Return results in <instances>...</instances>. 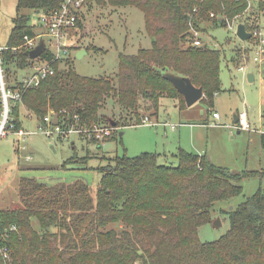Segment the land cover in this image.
<instances>
[{
	"label": "trees",
	"instance_id": "obj_1",
	"mask_svg": "<svg viewBox=\"0 0 264 264\" xmlns=\"http://www.w3.org/2000/svg\"><path fill=\"white\" fill-rule=\"evenodd\" d=\"M63 2L17 0L5 45L8 49L2 51L10 88L17 87L19 71L33 61L24 37L35 35L37 26L24 11L54 12ZM88 3L141 9L146 32L154 39L151 47L136 54L120 53L115 78L82 75L71 56L54 61V73L26 89L22 104L11 102L17 128L24 125V108L38 121L54 110L58 118L70 123H75L77 115L79 125L111 124L114 120L115 126L111 125L116 131L105 141L117 138L119 127L140 123L145 117L141 114L143 101L150 102L156 114L164 97L178 98L180 108L187 105L183 94L164 77L168 72L190 78L202 87L201 99L214 106L215 96L222 91L223 52L208 44L193 45L192 29L206 31L208 22L225 26L246 11L248 0H86ZM81 27L79 19L77 28ZM39 59H51L46 46ZM261 145L264 149V131ZM159 157L157 152L145 151L107 158L110 162L101 167L95 193L83 180L47 185L22 177L19 190L23 206L0 210L1 231L18 227L6 240L12 263L264 264L262 187L235 208L222 210L230 228L219 239L204 242L199 236L200 228L214 221L215 203L240 195L242 181L263 178L264 169L233 172L212 162L207 153L182 148L177 152V165L161 163ZM77 158L71 156L63 167L78 164ZM88 161L87 156L78 162L87 165ZM33 218L38 220L39 230L34 228ZM114 223H120L121 228H107ZM0 264L9 262L0 255Z\"/></svg>",
	"mask_w": 264,
	"mask_h": 264
},
{
	"label": "rangeland",
	"instance_id": "obj_2",
	"mask_svg": "<svg viewBox=\"0 0 264 264\" xmlns=\"http://www.w3.org/2000/svg\"><path fill=\"white\" fill-rule=\"evenodd\" d=\"M263 2L264 0H248L246 11L226 22L225 26L216 27L208 22L205 23L207 30L199 32V37L204 43L223 52L222 91L215 96L212 108L202 99L191 106L180 108L178 98L164 97L161 98L163 101L160 100L162 104L160 103L157 117L160 122L168 123L166 128L142 123L141 119L140 123L119 127L115 134L117 138L96 144L87 143L76 135H72L70 139L56 141L37 133L27 136L23 143L26 149L18 153L17 138L14 134L1 137L0 192L3 197L19 201L18 184L21 176L36 178L47 185L83 180L95 193L102 177L101 167L110 162L107 158L125 154L136 156L145 151L166 150L165 156L162 155L164 158L160 161L166 164L177 165V152L182 148L199 154L207 153L212 162L233 172L264 169V149L260 133L264 131V65L259 66L253 60L260 39H264ZM16 6L17 0H0V46L7 44L13 27V17L16 15ZM24 12L31 15L32 23H37L35 11ZM81 19L83 27L73 31L72 45L78 49L72 50L71 58L73 66L82 75L115 78L119 70L120 53L136 54L139 49L150 48L152 45V38L145 29L144 13L138 7L99 6L96 3H88L83 7ZM241 22L247 25L248 31L258 30L262 35L258 33L248 40L240 39L236 30ZM230 24L233 26L230 27ZM241 66L245 67V72L239 70ZM249 73L254 74V81L248 79ZM215 110L221 116L219 119L212 117ZM243 111L251 123L250 129L235 127V116ZM29 112L23 109V127L28 131H38L41 121H38L34 114L30 116ZM141 114L153 118L151 121L156 122L157 114L154 113L150 102H142ZM207 119L210 120L209 126L205 124ZM171 124H180V128L173 131ZM73 140L75 145H72ZM98 145H101V148ZM73 155L78 157V164L63 167ZM27 156L33 158L28 159ZM87 156L88 164L80 165V160ZM21 171L24 172L20 173ZM242 186L243 192L240 195L215 203L214 221L220 222L217 221L218 225H214L213 221L200 228L199 236L202 241L217 240L228 231L230 220L222 210L235 208L255 194L260 187L264 189V177L246 178L242 181ZM32 222L33 225H38L36 218H33ZM121 226L120 223H114L107 228L120 229Z\"/></svg>",
	"mask_w": 264,
	"mask_h": 264
},
{
	"label": "built area",
	"instance_id": "obj_3",
	"mask_svg": "<svg viewBox=\"0 0 264 264\" xmlns=\"http://www.w3.org/2000/svg\"><path fill=\"white\" fill-rule=\"evenodd\" d=\"M86 0H64L60 9L54 12H37V26L38 31L35 35L24 37L27 49L32 50L37 47L41 42H44L48 48L51 59L41 60L38 58L33 59L30 65L22 70L25 73L20 74L19 84L16 88H10L7 84L6 72L3 67L2 51L8 49L7 46H0V138L6 137L9 134L16 136V147L18 151L26 149V145L23 144L28 135L41 133L47 138L56 139V141L63 139H70L72 135H76L80 139L85 140L87 143L92 142L103 143L109 136H111L115 128L111 124L95 123L90 126L79 125V117L74 115L75 123H70L64 118H58L57 113L54 110H50L49 113L43 118L38 126V131H28L24 127L16 126L11 115V102L18 101L22 104L24 91L28 88L38 86L42 79L49 74L54 73L53 62L63 61L71 56L72 52V37L73 31L77 28V22L82 18L83 7ZM215 16V14H212ZM233 26L230 24V27ZM194 39L192 44L195 46L206 45L199 37V32L196 29H192ZM252 37L257 36L258 33L262 35V32L254 30L251 32ZM259 48L255 51L253 60L259 66L264 65V39H260L258 44ZM245 66V65H244ZM239 67L240 71L245 72V67ZM22 75V76H21ZM30 116L33 113L29 112ZM213 117L219 119L221 116L217 111L213 112ZM77 123V125H76ZM142 123L158 125L157 122H152L149 117H143ZM173 128L175 125L172 126ZM235 127L240 129H250L251 124L248 121L245 111L239 113V120ZM31 159V156H27ZM18 230L16 225H12L9 229L1 231L0 229V255L9 264L12 263V257L10 247L6 243L9 237V232ZM5 240V241H4Z\"/></svg>",
	"mask_w": 264,
	"mask_h": 264
},
{
	"label": "water",
	"instance_id": "obj_4",
	"mask_svg": "<svg viewBox=\"0 0 264 264\" xmlns=\"http://www.w3.org/2000/svg\"><path fill=\"white\" fill-rule=\"evenodd\" d=\"M236 35L242 40H248L252 37V33L247 30L246 24L242 22L237 25ZM153 40L154 39L152 38V41ZM44 50H45V44L44 42H41L37 47H35L30 51V58L35 59L40 57L44 52ZM164 77L172 81L175 87L178 89V91L181 94H183L186 104L188 106L193 105L195 102H197L204 96V91L202 87H197L188 77L180 76L171 72L165 73ZM254 77L255 76L253 73L248 74V79L250 81H254ZM238 120H239V115L237 114L235 116V122H238ZM110 122L113 126H115L116 122L114 120H111ZM122 134L123 133L121 132L120 135ZM217 221L219 220L214 221V225H218Z\"/></svg>",
	"mask_w": 264,
	"mask_h": 264
},
{
	"label": "crops",
	"instance_id": "obj_5",
	"mask_svg": "<svg viewBox=\"0 0 264 264\" xmlns=\"http://www.w3.org/2000/svg\"><path fill=\"white\" fill-rule=\"evenodd\" d=\"M254 79H255V77H254ZM161 101H163V99L161 100ZM160 101V103L162 104V102ZM161 106V105H160ZM216 111V110H215ZM238 115H239V113H237ZM159 115V111H158V114L156 115V122L158 123V125H154V126H164L165 128H166V126L168 125V123L167 122H160L159 120H158V116ZM155 117V116H154ZM212 117H213V113H212ZM214 118V117H213ZM151 119H153V118H151ZM214 119H216V118H214ZM209 119H207V123H205V124H207V126H209ZM248 121H249V119H248ZM250 123V122H249ZM251 124V123H250ZM173 125H175V127L173 128L172 126ZM180 128V124H171V129L173 130V131H176L177 129H179ZM263 132V131H262ZM262 132L260 131V133L262 134ZM72 145H75V141L73 140V142H72ZM73 147H75V146H73ZM100 148H101V146H99ZM16 151L18 152V149H17V147H16ZM165 151L166 150H164L163 152H164V154H163V152H157L159 155H160V157H159V160L161 161L163 158H164V156H165ZM19 153V152H18ZM204 154V153H203ZM162 155H164V156H162ZM32 157V156H31ZM19 158H21V157H19ZM33 158V157H32ZM27 159V158H26ZM28 160V159H27ZM27 167H25V169H26ZM24 171H21L20 173H23ZM22 177H27V176H21L20 177V179H19V188H20V180H21V178ZM30 178H32V177H30ZM36 179V178H35ZM38 181H40V182H44V181H41V180H38ZM48 181H50L51 182V180H48ZM46 183V182H45ZM50 184H54V183H50ZM18 188V189H19ZM19 201L17 202H15L13 199H9V198H4L3 197V193L2 192H0V210H11V209H17V208H21L22 206H23V204H22V202H21V198H20V190H19ZM9 202H10V204H9ZM33 223V222H32ZM38 225L37 226H35V225H33L34 226V228L35 229H37V230H39V227H40V224H39V222L37 223Z\"/></svg>",
	"mask_w": 264,
	"mask_h": 264
}]
</instances>
